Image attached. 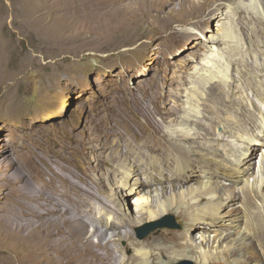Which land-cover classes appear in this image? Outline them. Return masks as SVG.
<instances>
[{
	"label": "rangeland",
	"instance_id": "rangeland-1",
	"mask_svg": "<svg viewBox=\"0 0 264 264\" xmlns=\"http://www.w3.org/2000/svg\"><path fill=\"white\" fill-rule=\"evenodd\" d=\"M158 1L156 3L157 0L152 2L151 0H0V178L9 173L4 172L12 167L11 162L29 164V155L32 151H46L52 158L59 160L69 158L74 168L83 172L86 166L84 156L88 147L85 140L108 125L110 127L114 119L120 120L124 127L128 123L127 125L134 128L135 122L138 127L140 126L138 133L144 130L142 133L150 137L145 120L137 111L135 104V101L143 99L145 89H152L155 86L164 90H162V99L154 102L145 95L147 103L144 102L149 103L150 110H154L160 101L169 103L172 100L171 96L166 94L167 89H171L174 95L180 94L179 97H174L178 99L181 108L185 107L182 92L188 87L195 71H198L199 65L207 57L210 46L215 45L219 48L224 46V40L219 38L221 33L217 30L224 28L220 23L224 22L227 14L225 7L245 6L246 1L210 0L207 4V0H192L195 13L189 12L190 5L179 9L178 0ZM115 2L122 5L121 10L115 9L116 6H113L116 5ZM94 4H97V8ZM157 4L160 5L156 6ZM102 9L107 10L104 12ZM115 11H118V14ZM213 11L215 17L206 23L211 16L209 13ZM111 12L117 16L120 12L121 18L120 15L117 17ZM124 14L127 16L125 17ZM110 17L113 19L110 20ZM248 17L241 11L235 18L239 41L234 40L233 44L238 47L235 52L237 56L231 57L230 64L223 60L220 62L214 60L211 76L207 78V80L212 77L221 78L226 74L229 77L228 86L236 89L243 104L247 105L248 112L242 111L239 106L227 110L220 109L215 100L219 98L220 92L227 94V88L220 85L219 88L206 86L203 100L199 103L201 116L192 115L197 127L193 131L189 146L197 152L206 142L214 148H221L224 145L238 147L239 142L232 140L226 131L234 132L237 124H242V116L251 115L259 124L256 126L247 121L243 126L247 128L248 134L259 138L264 136V127L260 129L261 124L264 123V107L254 96L251 88L252 84H257V76L249 70L255 63L252 52L255 56L256 53L264 55L262 45H250L249 41L253 39L254 31L261 34L264 27L255 21L249 23ZM126 29L128 32L125 31ZM219 41L222 43L221 46L218 45ZM233 61H238L236 67L232 66ZM217 81L211 83L217 85ZM203 85V82L198 83L200 90H203ZM156 119L160 122V117ZM122 130L124 132V129ZM160 133L166 134L165 128L161 127ZM249 144L248 147H252L253 143ZM256 153L249 167L244 166L245 162L242 161L235 167H241L240 169L245 167L251 174L259 173L264 145H257ZM101 163L103 166V162ZM109 163L112 161L109 160ZM38 165L43 167L40 163ZM194 173H199L197 165H193L187 175ZM39 175L37 170L29 171L30 178L34 180H39ZM217 182L222 194L230 192L236 199V204L230 208V217L242 216L243 204L238 200L241 196L239 190L224 178H218ZM198 186L199 183L194 181L192 189ZM115 187L112 185V188ZM105 192L106 195L110 194L106 190ZM6 193L7 189L0 186V217L4 216L3 213L7 214L14 201V197ZM260 195L264 196V188L261 189ZM136 198L135 195L132 196L127 204V208L131 207L132 211L134 208L132 204L135 203ZM206 201V197H203L200 205H204ZM248 202L245 204L248 209L252 207L249 211L263 212L260 214L264 220V203L252 197ZM125 207L122 203L118 209L123 211ZM182 209L174 208L169 214L180 225L179 229L156 228L143 239H138L136 235V229L141 226H127L121 231L126 230L132 235L133 244L147 243L155 238H161L157 244H163L165 238L167 239L165 244L172 246L174 239L183 236L181 244L186 245L191 242L194 246H198L201 239L197 231L200 228L188 229L189 222L179 214ZM198 226L200 225L197 224L195 227ZM92 241L95 243L97 238H93ZM113 248L123 250L121 257L116 253V262L124 257L129 259L128 264H134L132 259L136 253L131 242L120 240ZM184 261L193 264L188 260L171 261L170 264Z\"/></svg>",
	"mask_w": 264,
	"mask_h": 264
},
{
	"label": "bare ground",
	"instance_id": "bare-ground-1",
	"mask_svg": "<svg viewBox=\"0 0 264 264\" xmlns=\"http://www.w3.org/2000/svg\"><path fill=\"white\" fill-rule=\"evenodd\" d=\"M245 1V6L225 7L227 14L224 22L220 23L224 28L217 30L221 33L219 38L224 40V46H210L207 57L182 92L185 107L181 108L178 99L174 97H179L180 94L174 95L171 89H167L166 94L172 100L169 103L160 101V105L150 110L145 95L151 102L162 99L163 89L155 86L145 89L143 99L135 101L150 137L142 133L144 130L138 133L140 126L135 122L134 128L128 123L124 127L120 120L113 118L114 123L110 127L108 125L85 140L88 147L87 152L85 151L87 154H84L86 166L83 172L74 168L69 158H52L46 151H32L29 164L11 162L12 167L4 172L9 173L0 178V186L7 189V195L14 197L11 209L6 215L2 212L4 216L0 217V264H128L129 259L124 257L116 262V253L121 257L123 250H115L113 246L120 240L131 242L134 246V264H170L171 261L179 260H188L193 264H264V220L260 214L263 212L249 211L252 207L248 209L245 205L251 197L264 203V196L260 195L264 188V153L261 155V170L257 174H251L245 167H235L240 161L249 167L257 155V145H264V136L259 138L250 135L243 126L247 121L256 126L259 124L251 115L242 116V124H237L234 132L226 131L232 140L239 142L240 145L235 148L229 145L214 148L206 142L197 152L189 146L197 127L192 115L201 116L199 103L203 100L206 86L219 88L220 85L227 88L228 93L220 92L219 98L215 100L220 109L239 106L242 111L248 112L247 105L243 104L236 89L228 86L229 77L226 74L221 78L212 77L207 80L211 76L214 60L230 64L231 57L237 56L235 52L238 47L233 41H239L235 21L239 12L249 16V23L255 21L264 27V0ZM158 2L157 0L156 3ZM178 3L179 9L190 5L188 11L194 10L192 0H178ZM158 5L160 4L156 6ZM113 6L118 11L122 8L120 3ZM214 11L209 13L211 16L206 23L215 17ZM137 25L139 29V24ZM125 31L128 32L127 29ZM221 44L219 41L218 45ZM249 44L264 47V31L261 34L254 31ZM252 53L255 63L249 70L257 76V84H252L251 88L264 107V55L256 53L255 56ZM237 65L238 61H233L232 66ZM225 71L227 73L228 68ZM214 80H218L217 85L211 83ZM199 82H203V90H200ZM252 106L257 109L255 104L252 103ZM156 117H160V122ZM161 127L165 128L166 134L160 133ZM263 127L264 123L260 129ZM249 143H253L252 147H248ZM193 165L199 167V173L187 175ZM31 170L40 173L39 180L30 178ZM218 178L232 182L235 185L233 187L241 193L238 200L243 204L242 216L230 217V208L236 204V199L230 192L221 193ZM194 181L199 186L192 189ZM112 185L116 186L115 189ZM105 190L110 194L106 195ZM134 195L137 198L132 204V211L131 207L127 208V204ZM203 197L207 201L200 205ZM122 203L126 207L120 211L118 208ZM174 208L184 209L179 214L189 222V230L200 228L197 231L201 239L198 246L191 242L181 244L183 236L174 239L172 246L165 244L167 239L164 237L163 244H157L161 238L133 244L132 235L126 230L121 231L127 226L137 227L157 222L168 216ZM197 224L200 226L195 227ZM202 224L206 226H201ZM93 238H97L95 243Z\"/></svg>",
	"mask_w": 264,
	"mask_h": 264
},
{
	"label": "water",
	"instance_id": "water-1",
	"mask_svg": "<svg viewBox=\"0 0 264 264\" xmlns=\"http://www.w3.org/2000/svg\"><path fill=\"white\" fill-rule=\"evenodd\" d=\"M156 228H169V229H179L180 225L176 223L173 216H165L161 220L145 224L136 229V235L138 239H143L147 236L151 231L155 230ZM179 264H191L189 262H181Z\"/></svg>",
	"mask_w": 264,
	"mask_h": 264
}]
</instances>
